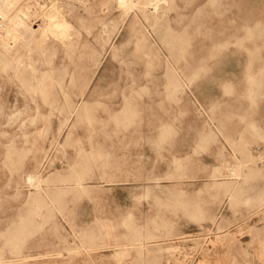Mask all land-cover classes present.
Segmentation results:
<instances>
[{"label": "rangeland", "instance_id": "obj_1", "mask_svg": "<svg viewBox=\"0 0 264 264\" xmlns=\"http://www.w3.org/2000/svg\"><path fill=\"white\" fill-rule=\"evenodd\" d=\"M18 1L19 5H30L31 14L27 20L34 29L40 28L45 20L35 10L47 13L53 5L59 6L73 25L72 38L78 43V48L72 55H65L57 44L54 58V76H64L73 95L84 88V82L89 81L84 98H97L109 105L121 98L120 89L128 81L127 69H144L139 62L129 64L120 60V57L129 60L134 56L135 39L128 38L134 12H139L136 9L120 26L123 22L120 10L102 9L99 0ZM206 1L174 0L175 8L168 14L176 32L183 34L189 43L187 59L194 61L204 51L200 47L204 33L196 30L201 19L206 25L214 26L220 18L228 20L229 32H235L239 27L241 47L232 41L221 62H217L220 53L208 58L206 62L212 66L206 71L201 70L202 75L194 80L185 76L187 84L181 93L177 92L176 85L169 84L164 78L159 84L150 83L144 96L148 106L142 126H130L125 130V136V132L116 135L111 124L100 126L101 119L107 116L101 104L97 105V118L88 128L84 123L72 126L70 122L59 134L58 111L51 103L63 102L60 86L52 85L47 101L42 94L33 92L29 85L33 69L25 66L11 78L0 63V247H4L0 264H18L12 254L14 234L20 219L31 206L30 196L35 188L26 184L25 174L36 164L35 157H38L39 171L48 176L55 171H66L68 163L80 161L84 153L99 147L107 154L105 160L120 163L122 168H114L115 175L102 177L96 171L85 175L88 187L83 192L54 190L55 185L68 178L44 182L47 189L49 185L53 187L44 193L43 199L56 207L53 208L54 215L39 223L33 235L25 241L23 250L32 256L24 264H139L133 253L117 262L112 256L115 252L112 247L97 249L94 261L90 260L87 251H77L80 242L75 233L82 228L98 229L97 216L118 232L128 230L125 219L139 227L169 221L175 234L171 239L150 243L153 250L146 258L153 259L152 264H223L221 259L225 258L228 250L239 257L241 264L251 260L253 249L249 243L252 229L254 226L263 229L264 219L258 220V216L253 215L256 200L241 203V186H248L247 193H256L264 187V169L260 173H245L238 177L221 175L227 171L218 151L222 147L228 158L232 159L234 151L242 158L248 145L261 152L263 161L258 163L264 164V133L257 135L249 126L254 121L264 132V31L261 30L264 27V0H224L222 9L228 4L225 12L196 16L198 19L192 21L195 16L191 14ZM95 5L97 7L93 8ZM148 7L152 9L151 5ZM103 21L111 25L117 23L118 29L107 42L96 68L94 61H88L87 45L96 44L98 47L95 35L102 28ZM246 25L252 29L257 27V34L247 36ZM17 31L21 34L20 30ZM53 41L50 38L48 43L52 45ZM159 43L163 59H172V50L168 49L166 42L159 38ZM113 47H116L117 55L112 53ZM48 48L46 56L50 57L52 47ZM87 65L89 70L85 71ZM49 67L51 64H40L42 71L49 70ZM247 74L256 76V79H248ZM72 75L75 87H72ZM248 89L263 94L250 96ZM172 90L176 91L175 95ZM163 123L173 125L171 132L165 133V127L161 126ZM212 128L217 133L216 138L209 140L206 147L198 148L200 138L208 135ZM70 130L73 132L68 135ZM106 130L113 132H110L112 138L105 133ZM163 136L167 141H161ZM174 155L181 156L183 165L180 168L175 166ZM129 167L130 171H126ZM179 170H184L186 177H169L170 173ZM244 170L249 172L250 168L246 166ZM140 172L160 175L161 178L135 176ZM214 180L218 183L231 181L240 201L229 203L225 198V186L216 185ZM146 186L150 187L148 192ZM211 194L216 195V200L206 209L205 200ZM198 200L204 210L196 216L191 210ZM182 201H188V208L181 205ZM241 227V233L235 234L236 240L231 244L213 243L216 234L235 232ZM70 248L72 250H68ZM253 263L264 264L256 259Z\"/></svg>", "mask_w": 264, "mask_h": 264}, {"label": "bare ground", "instance_id": "obj_2", "mask_svg": "<svg viewBox=\"0 0 264 264\" xmlns=\"http://www.w3.org/2000/svg\"><path fill=\"white\" fill-rule=\"evenodd\" d=\"M223 1L224 0H207L204 5L198 7L191 14V16H195L192 21L198 19L196 16H210V14L214 12L220 15L225 12L228 4L222 9L224 5ZM18 2V0H0V12L4 15L2 16L3 19L5 18V26L3 28L0 27V63L3 66L2 69L5 74L11 76V78L17 76L18 72H20L25 66H29L33 69L34 74L29 85L32 87L33 92L42 94L47 101L52 93L50 90L52 85L58 84L60 86L64 97L63 102L55 104L52 101L51 103V106L58 111L57 114L60 119L59 134L69 125L70 122H72V126H76L77 123L81 122L84 123L86 128H88L93 120L97 118V105L101 104L104 106L107 116L106 119H101L100 126L104 127L106 124H111L110 126L114 129L116 135L125 132V136V130L130 129V126H142L147 113L145 109L148 106L144 96L148 93L147 87L150 83L159 84L164 78L169 84L176 85L178 87L177 92L180 91L181 93L187 84V79H196L202 75L201 70L206 71L207 68L212 66V64H207L206 61L208 58L215 53H220L221 55L217 62H221L229 48L230 42L232 41H235L238 46L241 47V35L238 34L239 27L235 29V32H229L228 20L220 18L217 25L214 26L206 25L203 21L204 19H201L196 25V30L198 33H204L203 42L200 46L204 51L201 52L194 61H191L186 57L189 43L185 41V36L181 33H177L176 28L170 23V17L168 14L171 9L175 8V4L173 3L174 0H99L98 2L102 5V9L106 8L109 11H112L113 9L120 10V17L123 18V22L120 26L124 24V21L129 17L132 10L136 9L139 11L138 13L134 12L135 14L131 20L130 39L128 38V40H131L132 38L135 39L133 51L134 56L129 60L120 57V60H126L129 64L132 62H139L144 66V69L141 71L137 68L127 69L128 81L122 85V88L120 89L121 98L107 105L106 102L97 98H84L89 81L84 82V88L82 87L81 90L78 89L73 95L69 87L67 88L68 84L65 83L64 76L61 78L54 76V70L56 68L54 58L57 52V44L62 47L65 55H72L73 51L78 48V43L72 38L73 34L71 28L73 25L64 17L61 8L53 5L51 10L47 13H43L39 9H36L35 13L44 16L45 18H42L45 20L40 28L34 29L27 20L31 14L30 5H19ZM148 5H151L152 9H149ZM216 5H219V7L214 8ZM96 7L97 5L93 8ZM251 27L252 26L250 25L245 26L246 31L248 32L247 36H254L258 32L256 26V29H252ZM116 29H118L117 23L111 25L107 21H103L102 28L95 35L98 47L100 48H98L96 44L92 46L87 45L88 61H94L96 68L101 62V55H104L103 50H106L105 46L107 42ZM17 30H20L21 34H17ZM261 30L264 31V27L261 28ZM184 34H189V32H185ZM50 38L54 39L52 45L48 43ZM159 38H161L163 42H166L168 49L172 50V59H163L161 51L162 45L159 43ZM127 44L128 42L124 45L126 46ZM50 46L52 47V51L51 56L48 57L46 54L49 50L48 47ZM111 51L114 55L118 54L116 47H113ZM38 63L43 65L51 64V68L49 67V70L42 71L40 64L38 65ZM160 68H163V70H159ZM88 70L89 65L85 67V71ZM156 70H159V72H156ZM136 71L138 73H136ZM247 77L252 80L256 79V76L252 74H247ZM71 79L72 87H75L76 82H74L73 75ZM171 92L173 95L176 94L175 90H172ZM247 93L250 96L255 93L261 94V96L263 94V92L254 91L253 89H248ZM38 113L40 114L41 112L39 111ZM161 126L165 127V133L171 132L170 129L173 127L171 123H163ZM249 126L257 135H263L264 132L260 130V127L254 121H251ZM210 130L211 131L208 135L200 138L198 148L206 147L209 140H214L216 138L215 136H217V133L213 128ZM72 132L73 131L70 130L68 135ZM110 132L111 131L106 130L105 133L112 138ZM119 138L122 140V137ZM161 141L165 142L167 141V138L163 136ZM245 150L246 153L242 158H239L234 151L232 153L233 157L230 159L228 158L225 149L220 147L218 153L223 157L222 164L227 171L221 175L238 177L245 173H260L263 171L264 164L261 166L258 163L259 160L261 161L263 159L261 152L259 150L254 151V148L248 145L245 146ZM105 155L107 154L101 147L94 148L91 152L84 153L80 161L68 163L67 172L62 170L55 171L48 176H44L39 171L37 166L38 157H35L36 164L28 169L25 174L26 184L35 188V191L30 196L31 206L24 217L21 219L19 217L20 224L14 234L15 249L12 250V254L16 257L18 264H24L26 260L32 256L30 252H25L23 250L26 246L25 241L33 235L39 223L54 215L53 208L56 207L55 204L43 199L44 193L49 189H52L51 187H53V185H49V188L47 189L48 185L44 182L56 181V179L60 178H68L62 179V182L59 185L54 186V190L59 189L67 191L74 189L81 192L86 191L88 186L85 183V175L95 171L102 177L115 175L116 169L122 168L120 167V163H109V161L105 160ZM174 159L175 166L180 168L183 165L181 162V156L174 155ZM250 163L253 165H250ZM246 166L250 168L249 172L244 170ZM126 171H130V167L126 168ZM186 174L187 173L184 170H179V172L170 173L169 177L181 179L186 177ZM135 176L161 178L160 175L150 176L148 173L142 172ZM16 181L18 182V179H16ZM214 183L216 185L221 184L225 186V198L228 199L229 203L235 204L240 201V198L234 192V184L231 181L221 183L215 181ZM206 184H210V182ZM145 188L147 192L150 190L149 186H146ZM247 190L248 186H241V203H250L256 200L253 208V215H257L258 220L264 219V187L254 194L247 193ZM215 200V194H211L210 197L206 198V209H208L211 203ZM181 205L184 208H188L189 206L188 201H182ZM45 208L47 209L46 211L44 210ZM203 210L204 208L198 200L194 203V208L191 212L194 215L199 216ZM125 221L128 230L118 232L108 225L102 217L97 216L96 222L98 224V229L90 230L82 228L79 233H75V236L80 242L77 251H87L89 256H91L90 260L94 261V256L98 255L96 253L97 249L112 247L115 249L112 256L115 257L117 262H121L126 255L133 253L138 257L136 259L137 263L152 264L154 260L146 258L153 250L150 243L158 241L159 239H171L175 234L173 226H171L169 221H164L162 223L157 222L153 226L147 227L136 226L128 219H125ZM253 228L249 243L253 249L250 253L252 258L246 262L247 264H254L253 260L256 259L264 263V228L258 229L256 226ZM241 230L242 227L235 232L226 231L216 234L213 243L221 241L223 243L228 242L231 244L236 240L235 234L238 232L241 233ZM230 247L232 249V245ZM3 250L4 247L1 246L0 258L3 257ZM68 250L72 249L70 248ZM48 253L49 252L45 254ZM39 255H42V253ZM221 262L223 264H241L239 257L231 252V250L226 252L225 258L221 259Z\"/></svg>", "mask_w": 264, "mask_h": 264}, {"label": "built area", "instance_id": "obj_3", "mask_svg": "<svg viewBox=\"0 0 264 264\" xmlns=\"http://www.w3.org/2000/svg\"><path fill=\"white\" fill-rule=\"evenodd\" d=\"M2 16L4 15L2 14V12H0V27L3 28L5 26V18L3 19Z\"/></svg>", "mask_w": 264, "mask_h": 264}]
</instances>
